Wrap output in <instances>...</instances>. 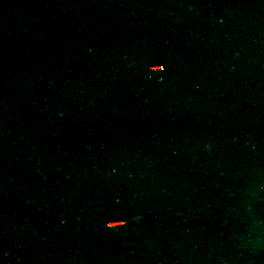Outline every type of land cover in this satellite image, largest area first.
<instances>
[{
  "label": "water",
  "instance_id": "water-1",
  "mask_svg": "<svg viewBox=\"0 0 264 264\" xmlns=\"http://www.w3.org/2000/svg\"><path fill=\"white\" fill-rule=\"evenodd\" d=\"M0 264H264V0H0Z\"/></svg>",
  "mask_w": 264,
  "mask_h": 264
}]
</instances>
